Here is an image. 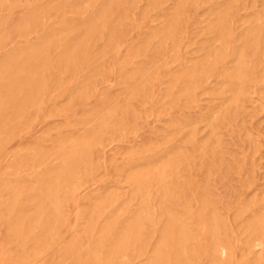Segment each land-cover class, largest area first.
I'll return each instance as SVG.
<instances>
[{
    "label": "rangeland",
    "instance_id": "374dc122",
    "mask_svg": "<svg viewBox=\"0 0 264 264\" xmlns=\"http://www.w3.org/2000/svg\"><path fill=\"white\" fill-rule=\"evenodd\" d=\"M41 1L1 0L0 34ZM125 8L126 42L108 52L98 45L62 73H39L33 93L0 105V264H149L167 228L186 238L173 239L167 264H210L218 249L221 264H258L264 0H132ZM35 41L14 39L0 60ZM10 81L0 74V95ZM82 139L85 154L64 166ZM168 161L161 181L137 189L134 172ZM55 171L63 179L47 194ZM22 218L28 227L19 234ZM139 219L138 240L112 258Z\"/></svg>",
    "mask_w": 264,
    "mask_h": 264
},
{
    "label": "bare ground",
    "instance_id": "6f19581e",
    "mask_svg": "<svg viewBox=\"0 0 264 264\" xmlns=\"http://www.w3.org/2000/svg\"><path fill=\"white\" fill-rule=\"evenodd\" d=\"M57 1L46 0L29 5L25 14L17 19L7 34H0V49L12 45L16 38H26L31 35L36 37L35 42L15 48L12 53L5 55L0 60V74L11 79L8 91L0 95L1 106L11 109L13 106H9V103H11L14 94L17 95L24 89H31L30 91L33 93L38 83L39 73H49L54 67L62 73L64 70H69L74 64H78L79 61H84L92 49L98 45H102L103 52H108L115 48V43L126 42L127 39H124L123 35L119 36V29L126 19L127 9L125 5L132 0H59L56 3ZM2 10L3 3L0 0V11ZM52 11L56 21L53 25H47L46 20L42 19L46 18L47 21L52 19L53 16L50 15ZM168 24L170 25L169 22ZM166 33H168L166 35L171 33L170 28ZM171 36L169 35V37ZM20 58L26 62L22 67H18L16 64ZM210 64L208 63L209 70L212 65ZM205 68L203 67V70ZM195 72L189 74L191 79L193 76H199L202 71ZM14 108L15 111L19 112L22 103H15ZM107 123L106 119L101 120L102 127H105ZM87 147V140L84 139L74 143L70 151L63 157L62 164L67 166L68 163L73 164L75 160L81 159ZM171 164V161L162 162L155 169L136 171L131 175V180L141 191L146 189L152 179L161 181ZM62 179L63 174L60 171L52 172L45 182V192L50 194L57 187L56 185L61 183ZM108 203H114L112 198ZM51 216L52 219L50 218L48 222L55 220L52 213ZM261 219L264 221V216ZM26 220L22 218L21 223L18 224L19 234L26 232L28 227ZM144 221L140 223L139 219L124 231L122 234L123 243L119 241L113 247L112 258H117L122 253L125 242L130 239L138 240L142 234V228H144ZM177 236L172 229H165L160 235V245L153 251L154 261L149 264H167L170 256L166 250H171L173 239H178L176 242L178 244L186 239L183 231L179 232ZM174 246L178 245L175 244ZM262 251H264V244H262ZM222 258L223 254L218 249L213 254L210 264H221ZM258 264H264V257L259 260Z\"/></svg>",
    "mask_w": 264,
    "mask_h": 264
}]
</instances>
